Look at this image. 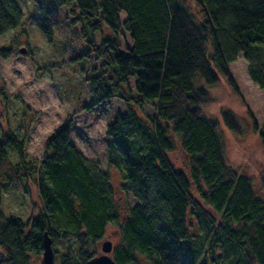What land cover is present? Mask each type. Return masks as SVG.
Segmentation results:
<instances>
[{
  "label": "trees",
  "instance_id": "1",
  "mask_svg": "<svg viewBox=\"0 0 264 264\" xmlns=\"http://www.w3.org/2000/svg\"><path fill=\"white\" fill-rule=\"evenodd\" d=\"M192 1L198 12L184 0H53L56 11L70 3L81 10L90 44L101 24L113 32L123 27L131 38L125 51L104 38L111 74L102 70L88 78L86 108L114 96L129 105L106 132L109 167L121 171L120 182L76 150L70 119L48 139L33 173L23 142L0 130V264H34L32 256L43 255L45 232L53 242L75 241L77 262L88 264L110 225L121 238L111 253L117 264H140L139 254L151 264H264V177L257 190L252 177L230 163L221 125L237 132L238 121L228 110L221 120L207 115L209 92L198 82L200 76L213 85L223 76L237 92L230 63L244 52L250 78L264 88V0ZM40 8L34 21L52 42L58 15ZM22 15L15 0H0V35L19 26ZM12 51L4 47L0 55ZM131 77L138 103L154 105L153 117L133 109ZM253 126L264 142V119ZM177 141L189 156L187 170L169 159ZM31 176L42 207L26 221L7 215L3 193L27 191ZM118 191L137 203L122 208ZM68 249L62 264H71Z\"/></svg>",
  "mask_w": 264,
  "mask_h": 264
},
{
  "label": "rangeland",
  "instance_id": "2",
  "mask_svg": "<svg viewBox=\"0 0 264 264\" xmlns=\"http://www.w3.org/2000/svg\"><path fill=\"white\" fill-rule=\"evenodd\" d=\"M15 1L23 11L21 24L0 35V49L12 47L14 50L8 58L0 55V130L13 131L23 142L24 161L33 173V169L42 164L48 139L70 119L73 123V146L85 157L97 162L100 169L109 170L113 183L118 184L121 171L109 167L106 132L108 124L114 121L118 113L126 112L129 105L124 99L114 96L95 109L86 106L92 99L88 78L100 75L102 70H108L106 73L111 74L109 53L106 51L109 43L103 42L104 38L117 40L120 50L125 51L132 43L128 32L123 27L113 32L101 24V30L91 34L90 44L83 29L89 25L85 19L79 18L81 10L74 3L58 7L56 11L53 0ZM184 1L194 12L199 11L192 0ZM42 4L58 15L59 23L54 29L52 42L46 39L34 21L35 17L42 15ZM125 16L122 12V20ZM98 46H102V53L95 50ZM20 48H26V52H20ZM230 69L238 87L237 92L223 76L213 85L207 84L199 76L198 82L206 86L210 97L204 112L221 120L222 112L228 110L236 117L239 124L237 132L230 131L223 123L221 125L226 155L234 167L252 177L255 188L260 190L264 177V142L253 125L254 122L261 125L264 119V88L250 78L244 52L230 63ZM134 80L131 77L128 85L133 109L142 117H153L156 115L153 104L138 103L140 95L134 88ZM175 144L176 148L169 153V159L176 168L187 170L189 156L178 141ZM11 156L13 161L19 160L16 153ZM28 186L24 192L8 190L3 193L2 209L7 215L19 216L26 221L40 210L42 201L32 176ZM118 194L117 198L124 209L137 203L131 194ZM104 238L111 240L113 245L121 241L115 225H110ZM101 243L98 245L99 253ZM69 247L73 256L71 264H79L76 259L77 243L63 239L53 242L55 264H62V255ZM138 258L140 264H151L141 254ZM32 260L34 264H41L43 255L32 256Z\"/></svg>",
  "mask_w": 264,
  "mask_h": 264
},
{
  "label": "water",
  "instance_id": "3",
  "mask_svg": "<svg viewBox=\"0 0 264 264\" xmlns=\"http://www.w3.org/2000/svg\"><path fill=\"white\" fill-rule=\"evenodd\" d=\"M20 52H26V48H20ZM113 243L111 240L106 239L102 242L101 253L92 257L88 264H117L112 257ZM43 262L44 264H55V253L53 249V240L47 232H45L43 239Z\"/></svg>",
  "mask_w": 264,
  "mask_h": 264
},
{
  "label": "bare ground",
  "instance_id": "4",
  "mask_svg": "<svg viewBox=\"0 0 264 264\" xmlns=\"http://www.w3.org/2000/svg\"><path fill=\"white\" fill-rule=\"evenodd\" d=\"M106 240L105 238L103 239V241ZM101 241V242H103ZM113 243V242H112ZM113 248H114V245H113ZM101 250H102V243H101ZM113 251V250H112ZM112 253V252H111Z\"/></svg>",
  "mask_w": 264,
  "mask_h": 264
}]
</instances>
